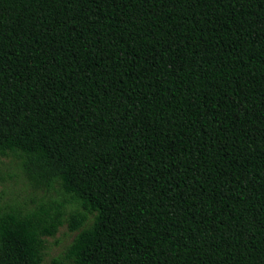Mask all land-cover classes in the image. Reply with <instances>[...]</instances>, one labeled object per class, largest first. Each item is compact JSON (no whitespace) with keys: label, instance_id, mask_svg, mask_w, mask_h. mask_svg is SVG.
Returning <instances> with one entry per match:
<instances>
[{"label":"trees","instance_id":"16d2710c","mask_svg":"<svg viewBox=\"0 0 264 264\" xmlns=\"http://www.w3.org/2000/svg\"><path fill=\"white\" fill-rule=\"evenodd\" d=\"M3 166L0 264H264V0H0Z\"/></svg>","mask_w":264,"mask_h":264},{"label":"rangeland","instance_id":"374dc122","mask_svg":"<svg viewBox=\"0 0 264 264\" xmlns=\"http://www.w3.org/2000/svg\"><path fill=\"white\" fill-rule=\"evenodd\" d=\"M4 160L6 162L9 161L8 158H4ZM6 171H12V167L8 168L7 166H3L0 171V196L3 199L13 196V192H19L20 188L19 183H15L6 176ZM2 176L4 178H2ZM74 234L75 232H68L67 227L63 225L59 228L55 236L47 237V247L41 264H53V259L59 257L62 254V251L69 244Z\"/></svg>","mask_w":264,"mask_h":264}]
</instances>
